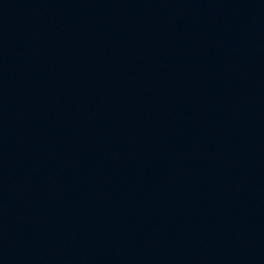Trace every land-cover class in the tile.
I'll return each instance as SVG.
<instances>
[{
	"label": "water",
	"instance_id": "1",
	"mask_svg": "<svg viewBox=\"0 0 264 264\" xmlns=\"http://www.w3.org/2000/svg\"><path fill=\"white\" fill-rule=\"evenodd\" d=\"M0 264H264V0H0Z\"/></svg>",
	"mask_w": 264,
	"mask_h": 264
}]
</instances>
